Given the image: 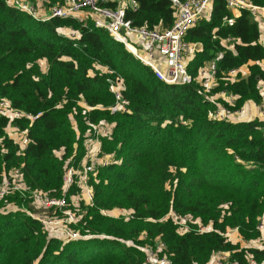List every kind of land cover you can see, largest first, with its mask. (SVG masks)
<instances>
[{"label":"trees","instance_id":"trees-1","mask_svg":"<svg viewBox=\"0 0 264 264\" xmlns=\"http://www.w3.org/2000/svg\"><path fill=\"white\" fill-rule=\"evenodd\" d=\"M135 1L138 9L127 10L134 26L155 30L175 24L178 10L171 0ZM247 1L264 8V0ZM233 16L227 0L213 1L185 36L200 49L189 65L193 81L168 84L93 22L37 20L10 0H0V102L18 113L0 116V184L10 170L19 169L30 192L63 198L66 168H81L89 125L112 128L101 138L110 163L90 177L93 201L72 205L82 192L78 177L67 193V209L78 217L71 228L81 238L50 236L25 210L30 195L8 196L0 204V264H146L141 248H155L158 242L164 244L161 256L173 264H206L219 252L231 253L229 264H246L249 257L264 263V242L260 248L239 249L222 235L238 229L245 241L264 237L259 229L264 121L212 115L220 104L238 110L248 101L260 105L263 100L258 88L264 81L261 26L247 10L227 25ZM64 28L78 30L81 37H65ZM219 54L213 94L237 96L234 106L222 99L211 102L198 80L199 69ZM105 68L127 86L126 111H111L116 100ZM238 69L248 75L239 72L232 80L229 72ZM22 132L26 148L19 145ZM114 209L133 213L128 219L102 213ZM171 212L196 220L193 229L198 224L213 229L182 233L172 219H164Z\"/></svg>","mask_w":264,"mask_h":264},{"label":"built area","instance_id":"built-area-1","mask_svg":"<svg viewBox=\"0 0 264 264\" xmlns=\"http://www.w3.org/2000/svg\"><path fill=\"white\" fill-rule=\"evenodd\" d=\"M177 8L176 22L170 29L157 28L155 30L147 29L146 27H136L132 21L127 19V10L131 8L136 11L138 4L135 0H61L58 2L50 0H41V3H34L29 0H10V4L18 10L24 11L33 18L39 20L45 17L44 20L70 18L82 24L93 22L94 26L108 31V33L116 40L123 43L133 56L144 65L151 68L157 79L168 84L190 83L193 81V76L189 71V65L193 61L195 54L200 50L198 46H193L185 41V36L188 31L194 27L200 19L207 15L211 9L214 0H171ZM228 6L233 13V18L228 19L226 24L233 26L235 18L241 15L242 10H247L253 13L254 17L259 21L264 8H259L252 5L247 0H227ZM48 5V6H47ZM46 12L42 16L41 11ZM62 34L69 39H78L81 33L78 30L64 28ZM223 58V54H219L217 59L208 63L203 68L199 69L198 80L204 87V95L211 101L217 102L219 99L231 100L234 106L237 96L221 91L213 94L216 87L218 77V66L216 61ZM109 75L108 84L109 91L114 95L116 104L111 108L112 113L126 111L124 102V92L127 86L124 80L120 77L112 78L114 71L105 68L103 70ZM240 69L231 70L229 77L234 80ZM259 91L262 96L261 109L264 116V81L260 82ZM221 97V98H220ZM85 104V103H84ZM82 104V105H84ZM85 107V105H84ZM18 113L13 109L8 102H0V116H16ZM213 118L219 120H234L244 116L243 109L232 110L220 104L214 113ZM35 120L36 117H32ZM87 133L84 147L85 156L81 162V168H76L69 165L66 168L64 176V191L63 198H50L42 192H35L34 197L40 206H44L47 210H54L51 217L37 216L34 213H29L36 218L43 226L44 230L52 237H55L59 230H63L61 225L67 229L63 231V236L69 240L81 238V233L78 230L71 228L77 223L75 213L67 209V193L72 185L76 183L82 189L79 195L74 196L72 205L78 206L80 202L93 201V189L89 181L91 175L102 167L110 163V157L103 154L101 138L108 137L112 133L111 125H92ZM264 131V130H263ZM19 145L22 148L27 147L28 139L26 133H20ZM27 190L24 182V177L19 169H12L0 184V204L10 195L14 193H23ZM105 216H110L107 211L102 212ZM173 221L180 226L183 233L189 232V229L182 228V222L185 218L179 216L176 212L170 213ZM112 216V215H111ZM117 217V216H114ZM61 226V227H60ZM71 228V229H70ZM259 229L264 231V218L259 225ZM200 233L204 232L203 228L193 229ZM207 232V231H205ZM238 235V229L227 230L222 235L231 240V235ZM262 239V240H261ZM261 244L264 242V237L261 238ZM258 241H247L249 245L246 248H260L263 245L258 244ZM251 242L255 244L251 245ZM146 253V264H173L166 256H161L164 249V244L158 242L155 248L142 247ZM230 252H219L214 255L211 262L206 264H229L231 263ZM233 264H239L234 262ZM246 264H264L258 263L253 258L249 257Z\"/></svg>","mask_w":264,"mask_h":264},{"label":"rangeland","instance_id":"rangeland-1","mask_svg":"<svg viewBox=\"0 0 264 264\" xmlns=\"http://www.w3.org/2000/svg\"><path fill=\"white\" fill-rule=\"evenodd\" d=\"M261 31H262V37L261 38H264V27L263 26L261 27ZM82 106H84V105H82ZM88 134H89V132H88ZM10 135L11 136H15L13 133H10ZM58 155L62 156V152L59 153ZM35 192H38V191H35ZM35 192H30L29 188L27 186V190L23 191V193L10 194L9 197L10 196H15V195H20L21 197L26 198V197H28V195H30L32 202H31V200L29 198L24 199L25 201H27L26 203H24L26 205V207H27L25 209L27 211V214H29V213L33 214L34 213L37 216H48V217H51L53 215V211L54 210H47L44 206L38 205L37 202H36V199L34 197V193ZM4 203H5V200L1 203L2 206H3ZM132 213H133L132 210H127V209H114V210L108 212V214H110L112 216H117V217H115L117 219H120V217H125L126 219H128V217H130L132 215ZM164 219L167 220V219H172V218H171V215L169 214L167 217L165 216ZM77 222H78V217H77ZM74 225H77V223L74 224ZM181 225H182L183 229H189V232H190L191 231L190 227H191V225H196V220L192 219V217L189 216V217L185 218V221H183ZM198 225H201V226H199V228H203L204 232L205 231L208 232V231H211L213 229L211 225H207V226H204L203 224H198ZM61 226L60 227L63 230H61V231L59 230L58 234L55 237L60 238V239L65 240V241H71L68 238L63 236V231H66L67 229L64 227L63 224ZM228 230H234V229H228ZM182 233H183V231H182ZM230 235H231V240H228V242H232L235 245H238L239 249H245L249 245V242L243 240V238L240 240V237L238 235H232V234H230ZM76 240H78V239H76ZM261 240L258 241V244L263 245L264 243L261 244ZM73 241H75V240H73ZM252 244H255V242H251V245ZM130 245H132V244H130Z\"/></svg>","mask_w":264,"mask_h":264},{"label":"crops","instance_id":"crops-1","mask_svg":"<svg viewBox=\"0 0 264 264\" xmlns=\"http://www.w3.org/2000/svg\"><path fill=\"white\" fill-rule=\"evenodd\" d=\"M41 3V1H39ZM42 15H45L46 12L44 10L41 11ZM259 25L262 27H264V14L262 13L261 15V19L258 21ZM261 41L264 43V38H261ZM45 65V62H42ZM262 66L264 68V62L262 63ZM240 72H242L243 76H247L248 75V71L246 69H244L243 71L240 70ZM221 98V97H220ZM223 101L227 102L229 105L233 104L231 100H227V99H222ZM243 111H244V116L240 117V119H234L232 120L233 122H240V121H244V120H252L255 118H258L262 121H264V116H262V109H261V105H257L256 103L252 102V101H248L247 103L244 104L243 106ZM264 114V111H263Z\"/></svg>","mask_w":264,"mask_h":264}]
</instances>
